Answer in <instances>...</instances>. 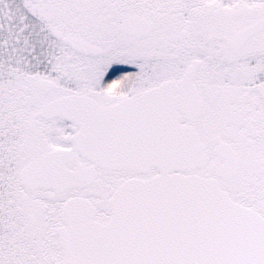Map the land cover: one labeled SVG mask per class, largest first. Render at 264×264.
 <instances>
[{"label":"snow or ice","instance_id":"obj_1","mask_svg":"<svg viewBox=\"0 0 264 264\" xmlns=\"http://www.w3.org/2000/svg\"><path fill=\"white\" fill-rule=\"evenodd\" d=\"M0 264H264V0H0Z\"/></svg>","mask_w":264,"mask_h":264}]
</instances>
